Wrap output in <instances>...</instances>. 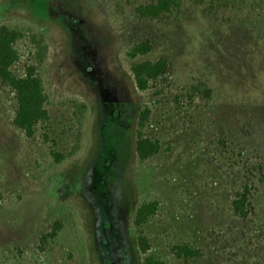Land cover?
<instances>
[{"label":"rangeland","instance_id":"1","mask_svg":"<svg viewBox=\"0 0 264 264\" xmlns=\"http://www.w3.org/2000/svg\"><path fill=\"white\" fill-rule=\"evenodd\" d=\"M146 1L0 0V24L27 37L16 45L17 77L35 63L28 37L48 44L39 74L51 115L27 138L0 81V264H143L132 223L142 201L160 204L144 227L156 259L264 264V0H180L143 19L135 11ZM146 40L150 52L127 60ZM160 59L165 73L139 91L130 65ZM74 103L87 105L84 118ZM146 106L145 133L162 150L140 163ZM245 185L242 217L233 202ZM64 211L73 223L40 251ZM184 244L201 254L177 258L173 247Z\"/></svg>","mask_w":264,"mask_h":264},{"label":"trees","instance_id":"2","mask_svg":"<svg viewBox=\"0 0 264 264\" xmlns=\"http://www.w3.org/2000/svg\"><path fill=\"white\" fill-rule=\"evenodd\" d=\"M180 4V0H147L136 7L135 13L143 19H157L163 14H169ZM26 33L18 26L0 24V81L9 86L15 93L16 110L13 125L23 131L27 138L35 136V126L38 123L48 124L51 115L47 109V96L44 89V81L39 70L47 61L49 47L44 36L35 34L28 37L33 49L32 57L35 63L26 68L24 77H17L12 68L19 62L20 56L16 45L26 39ZM151 50V42L146 40L125 50V57L129 61H134L139 57L147 55ZM166 59H160L156 63L141 62L132 63L129 71L133 77L137 89L145 92L149 89L151 82L157 81L167 69ZM75 115L85 117L88 107L84 103H74ZM151 110L144 107L139 115L136 128V156L140 163H145L157 156L162 145L159 139H152L146 135L145 130L149 122ZM48 140V139H47ZM57 144L55 140H51ZM51 149V156L58 165L66 161L68 155ZM249 185H245L237 193L233 202L234 211L242 217L249 214L251 204ZM160 204L157 201H142L138 204L133 215V227L137 234V245L143 257V264H166L149 254L151 245L145 235L144 227L157 215ZM72 216L66 211L53 223L51 231L39 239V250L43 251L45 246L56 240L60 233L64 232L67 225L73 223ZM173 253L179 259H194L201 252L188 244L176 245Z\"/></svg>","mask_w":264,"mask_h":264}]
</instances>
